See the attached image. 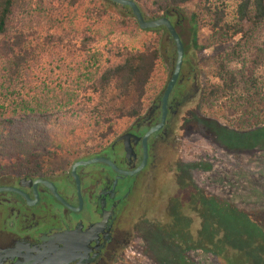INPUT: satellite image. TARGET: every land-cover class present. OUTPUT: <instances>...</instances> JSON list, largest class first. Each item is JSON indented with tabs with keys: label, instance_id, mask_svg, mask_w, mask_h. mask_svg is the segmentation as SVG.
<instances>
[{
	"label": "rangeland",
	"instance_id": "374dc122",
	"mask_svg": "<svg viewBox=\"0 0 264 264\" xmlns=\"http://www.w3.org/2000/svg\"><path fill=\"white\" fill-rule=\"evenodd\" d=\"M27 2L21 28L31 36L33 52L19 80L26 99L44 82L54 91L76 89L80 98H93L94 105L98 93L84 80L102 74L129 53L148 48L159 47L163 58L144 99L167 81L176 49L166 28L142 29L128 8L105 0ZM239 2L195 0L174 15L185 53L200 58L206 94L213 87L222 90L218 98L210 97L211 106L205 101L201 116L185 132L190 145L180 164L183 176L168 174L164 179L169 191L163 194L164 203L159 199L150 213V264H264V232L250 223L251 219L264 226V131L256 127L264 107L249 113L242 124H236L230 112L237 98L245 108L251 76L264 98V24L254 32L245 24L244 32L234 37L232 28L211 26L216 11L224 13L225 22L238 24ZM5 36L0 34V42ZM131 119L119 120L114 137ZM100 134L88 137L78 152L52 159L96 151L101 142L114 138L103 142ZM156 225L160 233H155Z\"/></svg>",
	"mask_w": 264,
	"mask_h": 264
},
{
	"label": "flooded vegetation",
	"instance_id": "af4514ba",
	"mask_svg": "<svg viewBox=\"0 0 264 264\" xmlns=\"http://www.w3.org/2000/svg\"><path fill=\"white\" fill-rule=\"evenodd\" d=\"M199 59L185 53L165 121L146 141L162 123L176 56L167 81L111 141L96 151L59 155L37 172L0 178V264L151 263L150 213L169 191L165 177L183 176L185 132L206 101Z\"/></svg>",
	"mask_w": 264,
	"mask_h": 264
},
{
	"label": "trees",
	"instance_id": "16d2710c",
	"mask_svg": "<svg viewBox=\"0 0 264 264\" xmlns=\"http://www.w3.org/2000/svg\"><path fill=\"white\" fill-rule=\"evenodd\" d=\"M134 1L147 19L168 16L173 22L174 15L184 5L195 0ZM27 7V0H0V34L6 35L0 42V178L37 172L55 155L81 150L87 138L96 132L101 133L103 142L110 140L116 135L119 120L134 118L144 110L147 88L163 58L159 47L148 48L129 53L122 62L109 66L100 75L94 73L88 76L83 84L92 86L98 93L94 105L93 98H80L76 89L54 91L44 82L40 86L36 85L26 99L19 80L33 52L31 36L21 28L28 13ZM237 11L239 23L233 26L224 21L222 11L214 12L216 16L214 23H211L212 28L227 31L232 28L230 36L234 37L244 32L245 24L250 25L251 32L264 24V0H240ZM209 15L213 16L212 7H209ZM176 23L177 20L175 26ZM193 24L196 26L197 22L193 21ZM251 77L248 79L251 87L244 98L245 108L238 98L230 106L236 124L247 123L249 113L264 107L257 80ZM221 90L220 86L213 87L206 94L209 106L210 97L214 95L218 98L217 94ZM237 113L241 114L240 118H237ZM256 127L262 129L260 132L264 131V109L263 118L259 119ZM241 215L248 217L244 213ZM250 221L264 232L263 225Z\"/></svg>",
	"mask_w": 264,
	"mask_h": 264
},
{
	"label": "water",
	"instance_id": "95a60500",
	"mask_svg": "<svg viewBox=\"0 0 264 264\" xmlns=\"http://www.w3.org/2000/svg\"><path fill=\"white\" fill-rule=\"evenodd\" d=\"M112 1L116 4L129 7L130 10L132 11L133 16L135 17L138 25L142 29H155L159 27H164L167 29L172 41L175 44L176 47V60H175V68L173 71L172 78L170 82L167 85L165 94H164V114L162 118V123L154 128H152L145 136V141L146 138L155 130H157L165 121L166 118V104H167V99L169 94L171 93L172 89L174 88V85L176 83V80L179 76V73L181 71L182 63H183V58L185 56V46L184 42L182 40L181 35L179 34L175 24L171 21V19L168 16H163L160 18L156 19H147L144 16V13L140 6L136 3L134 0H109ZM127 150L131 151V149L127 146ZM97 159H94L92 161H95ZM6 189V188H5Z\"/></svg>",
	"mask_w": 264,
	"mask_h": 264
}]
</instances>
